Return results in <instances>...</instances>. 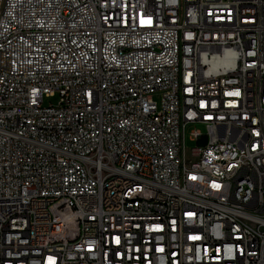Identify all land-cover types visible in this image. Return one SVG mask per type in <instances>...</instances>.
<instances>
[{
	"label": "built area",
	"instance_id": "obj_1",
	"mask_svg": "<svg viewBox=\"0 0 264 264\" xmlns=\"http://www.w3.org/2000/svg\"><path fill=\"white\" fill-rule=\"evenodd\" d=\"M0 264H264V0H0Z\"/></svg>",
	"mask_w": 264,
	"mask_h": 264
},
{
	"label": "rangeland",
	"instance_id": "obj_2",
	"mask_svg": "<svg viewBox=\"0 0 264 264\" xmlns=\"http://www.w3.org/2000/svg\"><path fill=\"white\" fill-rule=\"evenodd\" d=\"M59 95H57L56 97H52V98H46L45 103L46 104H57L59 101ZM156 99H159V95H155ZM194 130H200L203 134L206 133V128L203 124H198V123H192L187 125L186 127V132H185V140H184V146L186 147V151H189L191 148H193L196 145V142L194 140L191 139V132Z\"/></svg>",
	"mask_w": 264,
	"mask_h": 264
}]
</instances>
